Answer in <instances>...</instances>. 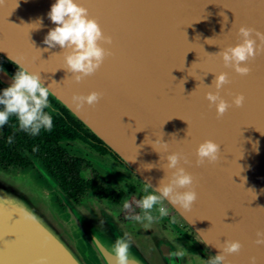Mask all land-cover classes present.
<instances>
[{"label":"water","instance_id":"95a60500","mask_svg":"<svg viewBox=\"0 0 264 264\" xmlns=\"http://www.w3.org/2000/svg\"><path fill=\"white\" fill-rule=\"evenodd\" d=\"M54 2L0 0V55L39 72L51 97L151 191L164 176L159 167L166 155L182 151L198 198L188 211L164 203L212 255L219 252L214 245L235 239L243 247L227 256L231 264H249L250 256L264 264V246L253 243L257 229L264 230V52L243 77L211 54L238 42L240 24L264 32V0H77L112 37L106 45L112 55L80 83L62 69L59 46L43 51V39L55 26L47 15ZM35 21L42 26L35 28ZM220 71L230 79L220 95L231 102L243 93L245 101L217 118L204 93L215 91L206 85ZM0 81L12 83L1 70ZM92 90L102 93L100 101L78 109L72 96ZM160 137L168 144H153L161 159L151 145ZM204 139L220 145L219 160L197 166L195 148ZM149 163L156 167L144 168ZM42 173L48 187L28 172L0 169V264H33L37 256H46L48 264H115L111 248L118 237L129 239L132 264H189L168 232L141 225L135 236L94 200L75 204ZM20 207L35 219H20Z\"/></svg>","mask_w":264,"mask_h":264},{"label":"clouds","instance_id":"9594fccd","mask_svg":"<svg viewBox=\"0 0 264 264\" xmlns=\"http://www.w3.org/2000/svg\"><path fill=\"white\" fill-rule=\"evenodd\" d=\"M47 15L55 26L48 30L43 39V43L47 46L43 51L59 46L61 51L56 54L62 56V69L70 74L72 81L80 83L86 77L94 75L105 59L112 55L111 49L106 47V45H111L112 37L103 31L96 18L89 14L88 8L78 3L77 0H55ZM226 19L227 17L224 16L225 22ZM32 25L38 28L42 26V21H35ZM236 31L239 37L236 44L227 45L211 54L218 56L225 68L243 77L251 72L249 62L264 52V32L245 24H240ZM212 39L207 38L206 43ZM213 74L214 79L211 84L205 85L215 91H206L204 96L209 106L215 108L217 118H221L233 105L243 106L245 96L243 93H236L232 96L231 102L225 100L220 95V90L230 83L229 74L225 71ZM172 77L175 80V77ZM67 78L68 76L65 77ZM50 96V87L45 86L39 72L19 67L12 77V83L0 90V127L15 118L19 129L30 135H39L42 130L51 131L53 114L59 115V113L52 106ZM101 97V92L92 90L87 94H74L72 101L79 109L84 105L95 106ZM161 137L153 141L152 147L153 144H159L167 149L168 144L163 142ZM153 149L160 156V152L154 147ZM220 151L221 147L218 143L212 139H204L195 148L196 165L215 164L219 160ZM165 159L166 164L159 167L164 172V176L159 180L158 187L153 188V191L147 192L137 201L142 215H135L132 219L147 221L150 224L156 218L153 215L154 211L160 218L168 215L169 210L164 206V200L185 211L190 210L197 200V181L193 174L182 166V164L190 163L188 158L182 151H173L168 153ZM153 167H156V164L149 163L144 168L150 170ZM16 211L22 220L33 221L35 219L23 207L17 208ZM253 243L264 246V230L257 229ZM214 246L219 249V252L210 256L206 264H231L227 256L239 253L243 247L241 242L235 239H224L221 244ZM111 253L115 264H132L129 239L118 237L112 245ZM177 255L182 256L184 252L179 251ZM248 259L249 264H256V257L250 256ZM33 264H48V258L37 256Z\"/></svg>","mask_w":264,"mask_h":264},{"label":"flooded vegetation","instance_id":"af4514ba","mask_svg":"<svg viewBox=\"0 0 264 264\" xmlns=\"http://www.w3.org/2000/svg\"><path fill=\"white\" fill-rule=\"evenodd\" d=\"M18 67L0 55V70L1 73L12 82V77ZM7 87L6 84L0 81V90ZM52 106L54 104L51 102ZM11 132H16V136ZM81 136L83 138H75L74 140H61L58 142V148L60 150H64V154L71 162L72 159H77L79 161L78 169L76 176L81 180H89L95 179L98 182L105 181L107 186L109 184V180L104 176V169L97 168L95 164L101 163L107 166L113 167L115 164L121 165V161L118 157L114 156L111 152L100 153L99 148H102V144L88 137L87 134L81 132ZM11 138V139H10ZM89 141L90 143L86 142ZM36 138L30 139V134L21 131L19 127L16 125L15 118H12L8 124L0 127V157L5 156H15L16 159L13 162H0V167L5 169L6 171H21V170H29L33 173L34 177L38 180L43 179L44 175L42 171L44 170L42 166L45 168L41 159L37 156V154L32 155L31 150L35 151L37 147ZM95 146V147H93ZM98 148V149H96ZM101 165V167H103ZM89 168L90 175L89 177H84L82 175V168ZM100 169V170H99ZM107 172V171H106ZM108 173V172H107ZM126 174V173H125ZM127 175V174H126ZM128 176V175H127ZM45 179V178H44ZM48 187V183L45 182ZM142 185V184H140ZM145 189V194L147 191L150 192L144 185H142ZM109 187V186H108ZM110 188V187H109ZM111 189V188H110ZM90 194L93 198L97 200H110L107 198H98L91 191H86L82 194H76L75 197L72 198L74 203H79L81 198L85 195ZM54 201L59 205L61 209H63V205L60 202L58 196L53 194ZM116 202V201H115Z\"/></svg>","mask_w":264,"mask_h":264},{"label":"trees","instance_id":"16d2710c","mask_svg":"<svg viewBox=\"0 0 264 264\" xmlns=\"http://www.w3.org/2000/svg\"><path fill=\"white\" fill-rule=\"evenodd\" d=\"M50 101L54 104V108L59 115L53 114V127L51 131L42 130L39 135H30V139L36 138L38 145L35 148V151L31 150L32 155L37 154L45 166V168L42 166L45 173H47L49 177L58 185V187L71 199L78 193L82 194L86 191H91L98 198H107L118 201L120 192H114L107 186L105 181L98 182L95 179L84 181L76 176L79 161L77 159H72L70 162L64 154V150H60L58 148V142L61 140L70 141L75 138H83L81 136V132H84L88 135V137L99 141L101 144L102 142L51 96ZM11 133L16 136V132ZM86 142L90 143L89 141ZM98 150L100 153L111 152V150H109L104 144H102V148H99ZM113 155L116 156L114 153ZM16 159L18 158L15 156H5L0 157V162L9 163L15 161ZM0 169L5 172H28L34 180L41 182L45 187H47L45 185L46 181L44 178L40 180L36 179L33 173L29 170L6 171L2 167H0Z\"/></svg>","mask_w":264,"mask_h":264},{"label":"rangeland","instance_id":"374dc122","mask_svg":"<svg viewBox=\"0 0 264 264\" xmlns=\"http://www.w3.org/2000/svg\"><path fill=\"white\" fill-rule=\"evenodd\" d=\"M95 165L97 168L104 169V173H106L104 176L109 180L108 186L114 192H120V197L118 201L115 202L106 199L97 200L90 194H87L81 198L77 205H81L82 202L87 203L89 200H94L98 205L109 210L115 219L122 225L128 227L135 236L139 234V228L141 225L145 226L153 224L155 227L168 232L174 239L178 240L187 255L189 264H206V261L212 256V254L201 244L194 233L188 229L181 219L164 202V206L169 210L167 216L160 218L158 213L154 211L153 215L156 218L150 224L147 221H136L132 219L135 215H142L141 210L137 205V201H139L146 192L142 186L144 184L136 176L130 173L122 164H115L113 167L105 164L102 165L101 163ZM101 165L103 167H101ZM81 172L84 177H89L91 173L87 167L82 168ZM144 186L151 191L146 185ZM125 205H128V207H125ZM62 217L69 223L66 214L62 215ZM66 225L72 230V226H68V224Z\"/></svg>","mask_w":264,"mask_h":264}]
</instances>
